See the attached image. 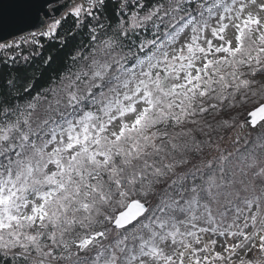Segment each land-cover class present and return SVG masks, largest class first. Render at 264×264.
<instances>
[{
    "label": "snow or ice",
    "instance_id": "6c2138e0",
    "mask_svg": "<svg viewBox=\"0 0 264 264\" xmlns=\"http://www.w3.org/2000/svg\"><path fill=\"white\" fill-rule=\"evenodd\" d=\"M0 68V264H264V0H0Z\"/></svg>",
    "mask_w": 264,
    "mask_h": 264
},
{
    "label": "trees",
    "instance_id": "16d2710c",
    "mask_svg": "<svg viewBox=\"0 0 264 264\" xmlns=\"http://www.w3.org/2000/svg\"><path fill=\"white\" fill-rule=\"evenodd\" d=\"M72 17L69 16L60 26L58 33L55 37H38V44L32 45L31 47L25 45L26 54L31 52L33 49L37 53H40L33 61V67L39 69L42 62L51 54L54 58L53 63L46 69H44L47 75L53 69L57 67L59 62L66 56V54L72 49L75 44L74 39H69L67 45L62 43L61 38L64 37L65 33L68 32L72 27ZM0 71L6 72L7 69L0 68ZM39 74V72H37Z\"/></svg>",
    "mask_w": 264,
    "mask_h": 264
},
{
    "label": "water",
    "instance_id": "95a60500",
    "mask_svg": "<svg viewBox=\"0 0 264 264\" xmlns=\"http://www.w3.org/2000/svg\"><path fill=\"white\" fill-rule=\"evenodd\" d=\"M11 0H2V4L5 8H8L9 4H10ZM61 3L64 2V0H60ZM63 11V9L61 10ZM58 15V14H57ZM32 31H36L37 29L33 28V29H30ZM27 31V30H26Z\"/></svg>",
    "mask_w": 264,
    "mask_h": 264
}]
</instances>
